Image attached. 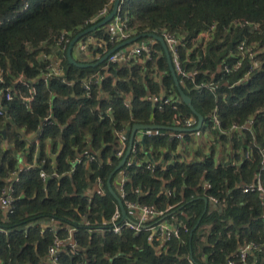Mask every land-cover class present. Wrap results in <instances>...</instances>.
<instances>
[{
  "label": "trees",
  "instance_id": "16d2710c",
  "mask_svg": "<svg viewBox=\"0 0 264 264\" xmlns=\"http://www.w3.org/2000/svg\"><path fill=\"white\" fill-rule=\"evenodd\" d=\"M110 4L111 0H0V66L5 70L6 84L20 74L30 82L38 79L33 84L37 94L29 108L17 96L3 103L5 113L0 115V129L3 127L14 147L0 150V196L5 179L18 168V150L27 145L19 130L24 127L26 132L41 133L39 151L36 153V145L29 149L30 167L19 169V178L14 180V211L2 218L0 209V228L5 230L0 232V264H47L49 245L56 237L67 239L71 228H75L72 240L76 247L66 241L59 264H189V257L197 264H224L241 245L250 242L260 245L249 257L250 263L264 264V198L257 192L242 190V185L255 182L263 158L264 52L257 58L258 67L249 75V59L232 73L223 68L235 61L233 52L244 38L264 43V0L121 1V14L129 16L128 24L134 28L135 36L146 32L162 36L164 31L181 36L178 50L185 70L198 72V82L216 84L214 89L197 88L190 79L178 74L182 88L204 116L202 128L215 126L210 118L218 109L223 132L217 130L223 139L232 140L235 150L233 160L224 164L204 160L177 162L166 168L153 164L148 169L147 162L140 164L139 160L150 148L172 147L175 141H170L168 134L158 133L135 142L136 160L127 166V197L158 207L176 204L163 218L174 216L178 223L189 227L180 239L173 238L164 244L150 231L136 234L125 229L116 234L109 229L107 220L118 201L107 181L120 160L113 155L118 149L117 131L124 132L135 123L172 126L174 111L170 106L163 111L156 109L152 94L161 89L176 94L179 111L194 117V126L197 125L196 115L180 97L167 58L154 51L152 59L145 63L106 60L98 66L83 68L71 63L66 52L64 80L54 78L46 83L40 79L48 56L60 53L57 41L61 33L69 32L72 40L98 23L88 21ZM237 19H247L258 28L231 24ZM214 23L217 28L213 38L204 42L200 39L202 32ZM104 28L80 38L96 34L104 40L94 49L100 56L92 62L120 44L112 43V35ZM155 42L162 48L160 42ZM155 67L166 73L162 79L154 81L142 73ZM97 78L99 82L95 81ZM88 81L89 92L84 87ZM128 94L132 100H128ZM109 106L113 110L107 115ZM48 116L53 124L44 123ZM250 117H254L250 128L235 130L238 137L229 136L234 132L233 125ZM58 136L64 145L54 165L53 157L46 152L45 140ZM87 145L95 159L89 162L85 154L81 163L73 164L76 154ZM242 150H250V156L246 157ZM51 151L57 153V147ZM116 177L117 173L111 179L114 188ZM99 178L104 181L105 192L94 188L88 193L87 189ZM205 182L211 187L204 188ZM168 188L171 193H167ZM211 195L222 207L210 210L205 205V198L210 200ZM41 220L62 226L42 230ZM203 225L209 228L204 229Z\"/></svg>",
  "mask_w": 264,
  "mask_h": 264
},
{
  "label": "built area",
  "instance_id": "2783aa9c",
  "mask_svg": "<svg viewBox=\"0 0 264 264\" xmlns=\"http://www.w3.org/2000/svg\"><path fill=\"white\" fill-rule=\"evenodd\" d=\"M115 0H111V4L108 6L103 7L97 15H95L93 18H91L88 23H95L97 21L102 20L106 15L109 14L111 5L114 3ZM129 16L128 15H122L121 14V4L120 9L118 10L116 16L114 17V20L111 22V27L109 29V32L112 33V42H123L125 40L130 39L132 36H134L135 30L128 24ZM231 24L237 26H250L251 28H254L255 26L258 28V25H256L253 22H250L247 19H237L234 20ZM217 28V24L214 23L211 25V27L202 32L200 39L204 42L209 41L211 38H213V35L215 33V30ZM165 39V42L168 46V49L171 53L172 57V63L176 69L177 74H180L182 77L190 79L197 88H210L214 89L216 88V84L214 82L209 83H203L198 82L196 80V76L198 72L191 73L182 65L180 55H179V45L181 42V36L174 34L169 31H164L162 35ZM71 42L69 32H62L58 41H57V48L59 49V52H52L48 56V60L44 72L41 74L40 79L43 80L46 83H49L50 80L54 78H62L64 80V54L67 52L69 44ZM153 46L154 43L151 40L142 41L139 44L135 45L131 50L128 51H122L117 50L114 53H112L108 60L112 63H119L124 60H128L131 56L138 57V58H144V60L152 59L153 56ZM82 50L87 49V44L82 43L81 44ZM264 52V43H262L259 40H248L247 38H244L238 43L237 50L233 52V56L235 57V61L233 63H226L223 65L224 70L227 73H232L234 71H237L242 68L243 63L245 59L250 60V67L247 72V75H249L252 71H254L258 67V61L257 58L260 54ZM246 75V76H247ZM101 78V77H100ZM36 79L35 81H37ZM34 81V82H35ZM96 82H99V78L95 80ZM73 83V82H72ZM18 84V85H17ZM91 81L86 82L84 85L85 89H90ZM27 89L28 94H25L24 89ZM37 94L36 89L31 84L29 79L24 75L20 74L16 76L11 84H6L5 79V70L0 66V115H3L5 113L4 108V101H12L16 96H20L22 98L23 103L26 107H30V102L35 98ZM151 101L156 109L159 111H163L166 106H170L172 110L174 111L173 114V121L172 125L176 127H183V128H191L194 126L196 120L192 116H186L182 114L179 111L178 106V98L176 94H167V93H160V94H152L151 95ZM129 106V104L127 103ZM112 107H108L106 110L107 115H110L112 112ZM217 108L214 110L210 121H213V124L220 129L221 132V122L218 118ZM51 116L46 117L45 121L49 124H53V121L50 119ZM254 122V117L248 118V120L242 124H235L231 127L232 131L235 130H244L251 127V125ZM168 134L170 141L176 140V139H184L186 136V133L184 131H173V132H160L159 130H140L141 137H151L154 134ZM119 136L123 135V132L117 133ZM124 146V145H123ZM137 149L136 144H133L131 153L135 156ZM261 153L263 155L262 161H261V169L256 175V180L251 185H242V190L244 193H250V192H257L264 198V184L262 182V171H264V145L261 147ZM244 154L246 157L250 156V150L244 151ZM116 155L119 157L124 155V147L122 149H119L116 152ZM95 157L92 155L89 157V162L93 161ZM136 160V158H135ZM82 161V159H81ZM135 161L132 159H128L125 164L118 170L120 173L118 174V187L120 189L119 196L122 199L125 209L129 208L130 210L135 211L136 214H129L126 210V216L123 215L120 206H117L114 213L110 217V219L107 221V224L109 226V229L113 231L116 234L122 233L123 230L129 229L132 230L136 234H140L144 231H150L153 233V237L160 239L162 243H167L173 238L180 239L182 237V233L189 232V227L186 224L182 223H172V221H169L166 218H163V216L170 210H172L175 205H169L166 209H162L158 207L156 204H143L138 201L131 200L127 197V192L125 191L126 183L129 180V174L127 170V166H130ZM30 166H28L29 168ZM146 167L148 169L153 167V162L149 161L146 164ZM99 191L104 192V181L99 178L97 180ZM204 188H210L211 184L209 182H205L203 184ZM3 196L0 197V203L4 207L7 208L8 212H13L15 209L14 204V197L12 195V190L7 189L3 191ZM210 200L214 203L218 204V199L211 195ZM5 230L0 228V232H4ZM75 231V228L70 229V236L67 239H60L58 237L54 238L53 242L48 247V261L47 264H59V256L61 251L64 249L65 242H72L70 243V246L72 248L76 247V244L72 240V233ZM260 248V245L257 243H245L241 245V247L233 253L224 264H251L249 261V257L253 255L258 249ZM189 264H197L195 259L193 257L188 258Z\"/></svg>",
  "mask_w": 264,
  "mask_h": 264
},
{
  "label": "crops",
  "instance_id": "0c3cea01",
  "mask_svg": "<svg viewBox=\"0 0 264 264\" xmlns=\"http://www.w3.org/2000/svg\"><path fill=\"white\" fill-rule=\"evenodd\" d=\"M104 29L106 31H109L110 28L105 26ZM109 33L112 35L111 32H109ZM147 40H151L154 43L153 52L155 51L156 54L159 55L160 57H162V56L166 57V55L164 53V47L162 46V48H161L159 45H157L155 40L150 39V38L139 39L134 43H131V44L124 46L123 48L121 47V49L124 51L131 50V48H133L135 45L139 44L142 41H147ZM111 42H112V36H111ZM82 43L87 44L86 50H82V48H81ZM102 43H104L103 39H100L98 36H96V34H92L87 38V41H80L79 42V46L76 48V50L73 49V55H74L75 59L80 61V62H92L100 56L99 53H97V52L95 53L94 49L96 47L102 45ZM117 43H121V42H117ZM91 47H93V48H91ZM130 60H133V61L139 62V63H145L146 62V60H144V58H138V57L131 56L128 60L126 59V60L119 62V63L127 64ZM142 73H144V75L148 74L149 78L154 80V81H157L158 79H162V77L164 75H166L165 72L159 71L156 67L154 69L149 70V72L147 70H143ZM34 81L35 80L31 81L32 85L35 83ZM202 81L203 80H200L199 82H202ZM160 93L164 94L166 92L164 89H161L159 91V93H155V94H160ZM25 94H28V92L25 91ZM17 97H19L22 101V98L20 96H17ZM105 97L109 98V96H107V95H105ZM127 97H128V100H132L131 94H128ZM44 123H45V120H44ZM4 131L5 130L2 127L0 129V150H2V151H6V150L14 147L13 141H10L6 138V133ZM236 131L238 132L240 130H236ZM19 132L25 138L27 145H26L25 149L18 150V152H17L18 157H19L18 166H17L18 168L16 171H14L11 175H9L5 179L6 185H5V188L3 189V191L10 189L13 192L14 180L17 181L19 178V169H22L24 166H26V168H28V166H30L28 164V155L30 153V150H29L30 146L36 145V153H37V151H39V149L41 147L40 146L41 142H40V137H39L41 134L40 132H36V133L35 132H26L24 127H22L19 130ZM118 132L119 131H117L116 133H118ZM169 132H173V131L169 130ZM125 133H126V130H124L122 136L118 135L119 138L117 140L118 141L117 151L124 147V154H125V151L127 150L128 145H129V139H127L125 137ZM238 134H236L234 131L233 134L231 133V134H229V136L233 135V137H238ZM89 136L90 135L87 134L86 139H89ZM141 140H142V137L140 135V131H138L136 133L134 143L135 142H141ZM169 140H170V138H169ZM174 141H175L174 142L175 144L172 147H169V146L165 147L164 146V147H159L157 149H154L153 147H151L150 150L141 158V160H139V163L143 164V163L152 161L153 164H160L162 166V168H166L167 166L172 165V164L177 163V162L178 163L191 164V163H194L196 161L211 160L215 165H219V164H224V163H227L229 161H232L233 160L232 156L235 153L232 140L223 139L221 137L220 133L218 132L217 127L213 126V125L208 126V127H204L199 131L188 132L186 134V136L184 137V139H176ZM45 143H46V152L53 157V164L55 165L58 153L64 145L62 142V139L59 136L56 137L55 139L48 137L45 140ZM55 146L57 147V153L54 154V153H52L51 150ZM90 149L91 148L89 145L83 147L82 150L76 154V157L72 161V163L75 165L81 163V159L83 160V157L85 154H86L85 157L87 159H89V157L92 156ZM242 152L244 153V150H242ZM113 155H116V153L114 152ZM116 156H117V158H120V160H119V162H120L124 155L121 157H119L118 155H116ZM132 158L135 161L136 156L131 155V153H130L127 160L132 159ZM35 159H36V156H35ZM43 162H44V160H43ZM238 162H241V160ZM116 173H117V177H118V174L120 173V171H117ZM43 175H45V174H43ZM54 175L57 176L58 174L55 173ZM117 177L115 180L116 186L114 189L119 194L120 189L118 187ZM46 179L48 180L49 177H46ZM165 183H168V182L165 181ZM94 188L99 190L97 183L95 185L90 186L87 189L88 193H92L94 191ZM167 193H171V190H169V188L167 189ZM3 194L4 193L2 192L1 196H3ZM205 203H206L205 205L208 206L210 208V210H213V209L219 207V205L217 203H214L211 200H208V203L205 201ZM169 205H172V204L168 203L167 205L161 206L160 208L166 209ZM173 205H176V204H173ZM117 206H119V203ZM0 209L2 210V218H5L8 214L7 208L4 207L3 205H1V203H0ZM126 210L129 214H136L135 211L132 212V210H130L129 208H126ZM168 220L172 221V223H175L177 221V218L175 219L173 216L172 218H170ZM40 226H41L42 230H45L46 228H52L55 230V229H59L62 225L59 224L58 222L41 220ZM202 227H204V229L209 228L207 225H203ZM152 235H153V233H152ZM157 240L161 242L160 239H157ZM162 244H164V243H162Z\"/></svg>",
  "mask_w": 264,
  "mask_h": 264
},
{
  "label": "water",
  "instance_id": "95a60500",
  "mask_svg": "<svg viewBox=\"0 0 264 264\" xmlns=\"http://www.w3.org/2000/svg\"><path fill=\"white\" fill-rule=\"evenodd\" d=\"M122 0H115L114 3L111 5V11L109 12L108 15H106L102 20H100L98 23H96L95 25L87 28L86 30L80 32L79 34H77L70 42L68 50H67V56L68 59L71 63H74L76 65H78L79 67H89V66H98L99 64L103 63L104 61L108 60L109 56L114 53L115 51L119 50L121 47H124L128 44L134 43L137 40L141 39V38H151L154 39L158 42H160L162 44V46L164 47V53L168 59V63L170 66V70H171V74L174 78L175 81V85L179 91L180 97L181 99L189 106V108L193 111V113L196 115L197 117V125L191 128H183V127H176V126H164V125H159V124H142V123H135L132 127H129L126 130L125 133V137L127 139H129V145L126 151V154L124 155V157L121 159V161L119 162L118 166L115 168V170L111 173V175L108 178L107 181V185L110 189V191L113 193V195L116 197L120 209L123 213V215L126 216V209L124 206V203L122 201V199L120 198L119 194L117 193V191L114 189L112 183H111V179L113 177V175L125 164V162L127 161V158L129 157L133 144H134V140H135V136L136 133L140 130L146 131V130H159V131H165V130H172V131H184V132H193V131H199L202 129L203 124H204V116L199 113L193 106L192 104V98L190 95H188L184 89L182 88V84L178 78V74L176 72V69L172 63V57H171V53L168 49V46L165 42V39L163 36L155 33V32H146V33H142L140 35H136L131 37L128 40H125L123 42H121L120 44H118L117 46H115L114 48H112L111 50H109L101 59H99L96 62H80L78 60L75 59L74 55H73V49L76 43H78L80 41V38L83 37L84 35L91 33L93 31H95L96 29L106 26L109 27L111 26V22L114 20V17L116 16L118 10L120 9V4H121ZM145 139V137L142 138L141 142H143ZM56 158V157H55ZM205 201L208 203V199L205 198ZM220 207H222L221 205H219Z\"/></svg>",
  "mask_w": 264,
  "mask_h": 264
},
{
  "label": "rangeland",
  "instance_id": "374dc122",
  "mask_svg": "<svg viewBox=\"0 0 264 264\" xmlns=\"http://www.w3.org/2000/svg\"><path fill=\"white\" fill-rule=\"evenodd\" d=\"M90 36V35H89ZM89 36H87L86 38H82V39H80V41H87V38L89 37ZM79 41V42H80ZM79 42L78 43H76L75 44V46H74V50H76V48L79 46ZM199 42V41H198ZM200 43V42H199ZM123 48V47H122ZM120 50H122V49H120ZM122 51H124V50H122Z\"/></svg>",
  "mask_w": 264,
  "mask_h": 264
}]
</instances>
